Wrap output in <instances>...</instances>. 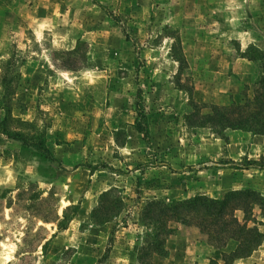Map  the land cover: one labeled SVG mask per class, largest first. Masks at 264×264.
<instances>
[{
    "label": "rangeland",
    "instance_id": "374dc122",
    "mask_svg": "<svg viewBox=\"0 0 264 264\" xmlns=\"http://www.w3.org/2000/svg\"><path fill=\"white\" fill-rule=\"evenodd\" d=\"M249 45L264 0H0V117L55 159L0 137V264H222L232 223L264 231L237 198L223 218L161 216L157 254L142 220L149 201L264 197V137L206 119L252 95ZM232 264H264V239Z\"/></svg>",
    "mask_w": 264,
    "mask_h": 264
},
{
    "label": "trees",
    "instance_id": "16d2710c",
    "mask_svg": "<svg viewBox=\"0 0 264 264\" xmlns=\"http://www.w3.org/2000/svg\"><path fill=\"white\" fill-rule=\"evenodd\" d=\"M243 56L248 60L254 61L259 70L257 78L253 84L252 95L244 96L241 102L232 103L230 106L221 109L214 107L215 111L207 116L206 119H209L208 122L213 124L212 127H217L220 130L228 128L231 130L247 131L255 135H264V51L258 47L249 45ZM136 107V129L145 137L147 135V127L144 122L145 115L143 114L140 102L136 101ZM5 117V115L0 117V137L3 136L18 142L22 148L29 149L35 156L42 160L51 162L55 160L42 135L27 138L19 132H10L6 129ZM237 198H243L244 200L249 198L251 201L258 202L261 205L264 215V197L251 189L229 191L222 199H213L198 195L184 200L172 201L170 203L149 201L144 207L142 220H144V223L147 222L148 224H154L155 227L154 232L151 233L153 235L151 237L152 240L145 249H152V251L157 254H162L164 250L162 249L164 237L160 238V235L165 233L167 226L166 218H162L161 216L167 214L169 217H179L184 210H198V212L200 210L205 215L208 214L214 218H223L226 212L233 209L234 206H238L242 209H245V207L248 206L247 202L233 204V199ZM97 210H103L104 214L109 212L106 204L105 207L99 206L97 209H94L93 212ZM100 221L101 220H99V222ZM102 221H107L106 215ZM223 225L226 226V230L230 228V225L224 221ZM232 225H234L232 229L236 235L232 234L228 238L234 239L236 241V246L232 251L221 253L222 264H232L235 258L248 256L264 239V231L261 232L256 227L247 228L245 235L241 236L240 233L245 227L239 223L236 225L232 223ZM223 246L224 244H220L217 247L222 248ZM212 264L220 263L213 261Z\"/></svg>",
    "mask_w": 264,
    "mask_h": 264
},
{
    "label": "crops",
    "instance_id": "0c3cea01",
    "mask_svg": "<svg viewBox=\"0 0 264 264\" xmlns=\"http://www.w3.org/2000/svg\"><path fill=\"white\" fill-rule=\"evenodd\" d=\"M264 136L262 135V138H263Z\"/></svg>",
    "mask_w": 264,
    "mask_h": 264
}]
</instances>
